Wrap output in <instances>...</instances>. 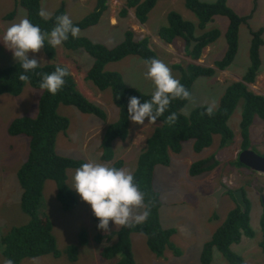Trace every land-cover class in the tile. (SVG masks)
I'll return each instance as SVG.
<instances>
[{"label": "rangeland", "instance_id": "rangeland-1", "mask_svg": "<svg viewBox=\"0 0 264 264\" xmlns=\"http://www.w3.org/2000/svg\"><path fill=\"white\" fill-rule=\"evenodd\" d=\"M17 0H0V39L9 26L28 18L27 10L16 5ZM128 0H109V9L103 14L98 24L80 30L79 35L87 36L94 42L114 47L120 43L128 28L137 33V38L148 37L149 45L156 50L159 60L169 66L173 76L180 81L181 71L173 64L181 63L186 66L189 62L200 63L204 66L215 67V62L222 59L227 50L226 29L229 20L226 16L217 15L208 24L207 30L218 28L220 37L211 45L205 47L199 60L192 59L186 50L184 39L178 38L174 43H168L159 35V29L168 24V14L175 10L182 16L198 23V18L185 3V0H159L149 14L148 21H138L135 9L128 8L126 16L121 14L127 7ZM214 2L216 0H201ZM97 0H42V9L50 18L58 9L64 8L73 22L83 19L92 12ZM228 4L241 16H250L247 23H243L239 30V47L233 63L225 70L217 69L214 76L199 77L192 89V96L183 109L189 115L196 107L201 105H214L218 108L221 98L227 87L234 81H241L248 71L250 60V47L252 43V30H264V0H228ZM16 10L13 19L6 15ZM205 30L197 28L196 35ZM264 38V32H263ZM198 43V42H197ZM195 44V46L197 45ZM35 56L41 65L57 63L67 66L74 76L80 91L91 101L97 103L106 111V118L92 113H83L74 106L61 104L58 108L60 114L69 117L70 126L66 132H60L56 138V150L59 154L85 162L96 161L112 166L116 160L124 159L122 168L133 172L137 166L139 154L147 144V138L154 131L157 123L144 125L133 123L130 120L129 135L126 139L121 137L113 142L114 158L105 161L103 155V137L109 124L119 118V107L114 103L112 90H99L92 82L86 79L87 71L94 63L93 56L83 49H67L63 43L56 47L55 58H50L42 48L39 53H30ZM261 67L260 74L255 83H250L249 89L258 94H264V45L260 48ZM17 61L12 52L0 42V66H8ZM149 63L140 56H127L126 58L108 63L106 70L119 71L127 85L136 87L146 93H153L155 85L146 76ZM42 90L26 84L23 92L18 95L3 93L0 95V264L8 258L3 252L2 236L12 227L22 225L28 221V215L21 205L23 188L18 179V171L27 160L29 154L30 138L26 135H11L8 127L10 123L20 116H36L39 109V98ZM244 102L237 104L228 124L235 132V138L225 147L220 145V135H215L210 147L197 152L194 149V140L183 142L179 154H171L169 166L156 165L154 170V186L161 195L159 214L165 227L176 228L173 242L179 247L177 256L167 249L162 257L157 256L147 245L144 233L134 232L132 244L135 259L138 264H203L201 252L215 231L222 225L229 212L237 204L230 190L240 189L246 191V198L250 203V224L255 231L254 237L242 235L240 242L231 245L233 251L244 258V264H264V248L261 246L264 230L261 224L264 212V173L236 164L242 150L241 119ZM251 148L258 154H264V120L257 118L251 131ZM212 157V158H211ZM215 162L206 168H213L192 176L190 167L193 162L207 160ZM218 161V164L216 162ZM77 168L68 169V184H73V176ZM225 185V186H224ZM227 187V190H224ZM57 184L49 179L45 183L44 196L41 205L42 214L51 218L54 233L58 239V248L61 256L46 254L39 257H27L22 264H116V259H104L101 256L103 246L111 242L96 243L93 236L98 229V222L93 218L91 206L84 202L80 195L72 188L77 196L78 204L75 208L67 210L57 197ZM224 190V191H223ZM223 191L219 196H214ZM144 206L134 209L136 214L145 211ZM110 221L109 230L119 229ZM82 229L89 232V242L80 250L78 259L71 261L68 247L79 243V233ZM211 264H232L216 248L213 250Z\"/></svg>", "mask_w": 264, "mask_h": 264}, {"label": "trees", "instance_id": "trees-1", "mask_svg": "<svg viewBox=\"0 0 264 264\" xmlns=\"http://www.w3.org/2000/svg\"><path fill=\"white\" fill-rule=\"evenodd\" d=\"M109 0H97L95 9L83 19L74 22L80 30L98 24L101 17L109 9ZM159 0H128L121 14L126 16L128 8L135 9L139 22L146 23L149 14ZM186 6L195 13L198 23L185 19L181 13L172 10L168 14V24L159 29V35L168 43H174L176 39L182 38L186 44L187 54L195 60L202 56L203 49L216 41L221 31L218 28L207 30L208 24L217 15L226 16L229 20L226 29L227 50L222 59L215 62V67L204 66L200 63L189 62L186 66L181 63L173 64V67L181 71L180 83L189 91L187 99H175L171 102L168 110L155 122L157 126L147 138V144L139 154L137 166L132 172L135 182L145 193V210L149 211L147 220L132 227L121 226L119 229L99 230L93 236L96 243L104 241L111 242L103 246L101 256L104 259H116V264H138L133 252L132 234L134 232L144 233L147 237L148 247L159 257H162L167 249L173 251L177 256L180 254L179 247L173 242L172 237L176 228L165 227L161 222L159 209L161 207V195L154 186V170L156 165L169 166L171 154H179L183 148V142L194 140V149L201 152L210 147L214 136L220 135V145L225 147L234 140L235 132L229 126L228 121L233 114L237 104L244 102L241 119L242 150L251 148V131L256 124L257 118L264 120V94H258L249 89L248 84L255 83L261 67L260 48L264 45L263 29L252 30V43L250 47L251 64L241 81H234L228 87L221 98L218 108H214L213 115L207 114L208 105L196 107L189 115L183 113V109L192 96L195 81L202 76L211 77L217 73V69H227L235 60L239 47V30L243 23H247L250 16H241L229 4L228 0H216L204 2L201 0H185ZM16 5L23 6L28 12V19L35 25H39L42 31L51 32L55 27L57 17L65 15V9H58L47 20L39 16L42 9V0H17ZM16 10L6 15L7 19H13ZM197 28L205 30L203 34L196 35ZM192 41L197 45L190 50ZM67 49H83L94 58L93 65L87 71L86 79L92 82L99 90L111 89L114 103L119 107V118L108 125L102 142L105 161L113 160V142L121 137L126 139L129 135L130 119L127 115V103L129 97L137 96L143 103L150 100L152 93H146L136 87L127 85L123 75L119 71L106 70L108 63L120 61L127 56H140L147 63L151 59H159L155 49L149 45L148 37L137 38V33L128 28L124 39L114 47H108L103 43L94 42L87 36L78 35L63 42ZM44 52L55 58L56 48L48 45L47 41L43 47ZM57 63L44 64L36 71L26 73L28 80L22 81L19 76L23 69L18 62L8 66H0V95L3 93L20 95L26 84L34 88H40L42 76L38 73L54 72ZM63 66V65H60ZM39 98L38 114L32 116H20L15 118L9 125V133L15 135H26L30 138V149L27 160L18 171V179L23 188L21 205L28 215V221L22 225L12 227L7 233H3V252L14 264H22L27 257H39L46 254L61 256L58 248V239L53 230L51 218L42 214L41 205L44 196V188L47 180L52 179L57 184V197L67 210L75 208L78 199L75 191L68 184V169L79 168L82 159H76L59 154L56 150V138L60 132H66L70 126L69 117L59 113L61 104L76 107L83 113H92L104 120L106 111L97 103L88 99L78 88L74 76L70 73L65 77L64 87L56 95L46 89H41ZM177 114L174 124L167 122V117L172 113ZM241 150V151H242ZM212 158V157H211ZM239 167H245L239 156L236 159ZM207 160L193 162L190 174L196 176L210 168H203ZM218 164V161L216 162ZM124 159H119L112 165L122 168ZM247 202L246 211L238 204L233 190L229 192L236 201L237 206L231 210L215 231L212 238L207 241L201 252L203 264H211L214 248L218 249L224 257L232 264H244V258L233 251L231 245L240 242L242 235L255 236V231L250 224V203L246 198V191L242 188ZM93 218L98 222L93 214ZM264 230V212L261 219ZM79 243L71 244L67 251L71 261H76L80 250L89 242V232L82 229L79 233ZM264 248V234L261 241Z\"/></svg>", "mask_w": 264, "mask_h": 264}, {"label": "clouds", "instance_id": "clouds-1", "mask_svg": "<svg viewBox=\"0 0 264 264\" xmlns=\"http://www.w3.org/2000/svg\"><path fill=\"white\" fill-rule=\"evenodd\" d=\"M38 14L42 19H48L45 10L41 9ZM79 32V27L68 15L57 17L50 33L42 31L39 25L25 17L7 28L0 42L12 52L14 60L23 69L19 79L25 81L29 79L26 73L34 72L40 66L35 56L30 58V53H39L46 41L52 48H56L67 41L70 35L78 38ZM38 74L42 76L40 88L56 95L64 87L65 77L70 75V70L67 66L57 65L54 72ZM146 76L155 85L151 99L142 103L139 97L131 96L127 103L128 118L140 125H144L146 119L149 123H155L168 110L173 100L187 99L190 96L185 86L173 76L169 66L159 59L150 60ZM214 108V105L207 107L209 116L213 115ZM176 120L177 114L174 112L167 117L169 124H174ZM71 187L91 206L99 221L98 229L105 232L109 230L110 221L116 226L132 227L145 222L149 216L148 210L142 214L134 212V209L144 206L145 193L135 182L133 173L124 168L96 161L83 163L76 169ZM4 264H14V261L8 259Z\"/></svg>", "mask_w": 264, "mask_h": 264}, {"label": "water", "instance_id": "water-1", "mask_svg": "<svg viewBox=\"0 0 264 264\" xmlns=\"http://www.w3.org/2000/svg\"><path fill=\"white\" fill-rule=\"evenodd\" d=\"M196 43H197V41H192L191 46H190V50L194 49ZM239 160L244 165H246L247 167H249L255 171L264 173V155L258 154L253 149L242 150L239 154ZM214 162H215V159L211 160L210 162L205 163L202 167L206 168L207 166H210V164H212ZM224 190H227V187H224ZM223 191H219L214 196L218 197L219 194L222 193ZM233 193H234V196H235L238 204L242 207V210L246 211L247 202L245 200L243 190L242 189H236V190H234ZM262 199L264 201V196L262 197Z\"/></svg>", "mask_w": 264, "mask_h": 264}, {"label": "flooded vegetation", "instance_id": "flooded-vegetation-1", "mask_svg": "<svg viewBox=\"0 0 264 264\" xmlns=\"http://www.w3.org/2000/svg\"><path fill=\"white\" fill-rule=\"evenodd\" d=\"M262 155H264V154H262ZM247 168H248L249 170L251 169V168H249V167H247ZM251 171H252V172H254V170H253V169H252ZM241 188H242V187H241ZM262 197H263V196H262ZM262 197H261V198H262ZM262 215H263V214H262Z\"/></svg>", "mask_w": 264, "mask_h": 264}]
</instances>
